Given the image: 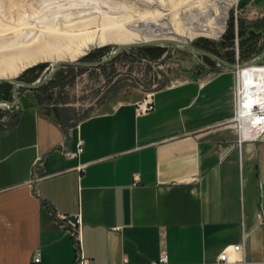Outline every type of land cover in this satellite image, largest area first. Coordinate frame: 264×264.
I'll return each instance as SVG.
<instances>
[{"label":"crops","instance_id":"crops-1","mask_svg":"<svg viewBox=\"0 0 264 264\" xmlns=\"http://www.w3.org/2000/svg\"><path fill=\"white\" fill-rule=\"evenodd\" d=\"M249 20L264 0H241ZM142 100L106 107L67 127L32 91L20 94L9 127L0 126V264H75L58 218L83 221L93 264L264 262V141L239 144L234 72L189 70ZM83 152L70 159L66 152ZM39 163L38 182L33 170ZM81 166H85L82 170ZM52 211L54 213H52Z\"/></svg>","mask_w":264,"mask_h":264},{"label":"rangeland","instance_id":"rangeland-1","mask_svg":"<svg viewBox=\"0 0 264 264\" xmlns=\"http://www.w3.org/2000/svg\"><path fill=\"white\" fill-rule=\"evenodd\" d=\"M192 7L219 11L211 25L215 36L187 35V24L183 25L180 14ZM262 20L264 17L247 19L241 0H0V80L35 83L43 80L59 60L100 62L120 44L164 39H183L197 50L244 65L264 50V23L256 24ZM232 27L234 36L228 40ZM241 28L246 35L257 30L262 36L253 44L241 46ZM146 31L151 35L146 36ZM104 32L115 35V39L87 49ZM123 34L128 40L116 39V35L119 38ZM149 48L162 51L156 50L152 58L150 53L130 49L98 69L62 67L47 85L31 91L63 125L74 127L106 107L143 100L175 81H185L189 70L205 66L225 69L213 60L209 62L171 45ZM29 59L38 61L23 69ZM25 91L30 90L19 88V97ZM2 101L14 103L13 84L0 85ZM15 107L0 105L2 128L15 120L10 115Z\"/></svg>","mask_w":264,"mask_h":264},{"label":"built area","instance_id":"built-area-1","mask_svg":"<svg viewBox=\"0 0 264 264\" xmlns=\"http://www.w3.org/2000/svg\"><path fill=\"white\" fill-rule=\"evenodd\" d=\"M238 72V71H237ZM237 83L234 91L235 116L232 125L236 131L237 139L240 145L243 143H255L264 141V86L253 87V93L244 95L240 92L241 85L239 75L237 73ZM154 95H147L141 102L137 103L138 115H146L155 110ZM251 96V97H250ZM83 152V142H79L76 152H66V156L70 159H76ZM39 163H36L33 170L34 182H38ZM81 166L80 169H84ZM52 213H54L52 211ZM62 228L71 236L75 252V264H93L84 250L83 221L78 216L75 221H71L68 216H60L58 218ZM242 246L237 245L226 248L218 257L217 264H247L244 260H231V253H240ZM32 264H41L40 254H36ZM127 264V263H125ZM151 264H169L166 255L152 262ZM264 264V262L262 263Z\"/></svg>","mask_w":264,"mask_h":264},{"label":"water","instance_id":"water-1","mask_svg":"<svg viewBox=\"0 0 264 264\" xmlns=\"http://www.w3.org/2000/svg\"><path fill=\"white\" fill-rule=\"evenodd\" d=\"M160 45H171L174 48H179L183 49L195 56L198 57H203V58H209L215 62H217L219 65L223 66L227 70H237L241 69L243 67H246L248 65H253V64H259L264 61V50L263 52L254 60L249 62L248 64L244 65H235L231 64L228 61L220 58L214 53L207 52L204 50H197L193 48L190 42L185 41L183 39H176V40H157V41H150V42H136V43H129V44H120L118 45V49L108 58L100 61V62H78V61H73V60H59L53 64V69L51 72L43 79L39 80L35 83H26L18 79H13V78H6V79H1L0 80V85L3 84H13V91H14V103L10 102H5L2 101L0 102V105L6 104V105H13V106H18L19 105V88H24L26 90H38L45 85H47L50 81L53 80V78L56 76V74L59 72V70L62 67H76V68H87V69H98L101 68L105 65H108L112 63L116 58L121 56L123 53L130 49H141V48H149V47H155V46H160Z\"/></svg>","mask_w":264,"mask_h":264},{"label":"bare ground","instance_id":"bare-ground-1","mask_svg":"<svg viewBox=\"0 0 264 264\" xmlns=\"http://www.w3.org/2000/svg\"><path fill=\"white\" fill-rule=\"evenodd\" d=\"M210 8H207L205 10H201V9L197 10L196 7H192L189 10L186 9V11L180 14L183 25L187 24V26H185L184 28H186L189 31V32L187 31L188 32L187 35L189 37H196V36H202V35H205V36L206 35H211V36L216 35L215 32H213L211 25L213 24L214 21L218 19V16L220 15V13L219 11L210 9ZM222 18L224 19L223 15H222ZM149 32L146 31L145 33L146 36L151 35V33ZM112 38L115 39V35L113 37L112 34L106 35V33L104 32L96 41H92L91 44L87 47V49L90 50L96 47H100L104 43L111 41ZM116 39H119L121 41L123 39L128 40V36L127 34H123L118 38V36L116 35ZM164 40H172V39H164ZM28 61L29 62H27L22 67L23 69L26 68L27 66H30L36 63L38 60L33 59L31 61V59H29ZM238 66H240V64H238ZM16 72H12V75H15ZM232 72H234L235 76H237V73H238L239 82L241 85L240 92L242 94L244 93V95L253 93V89H252L253 87L264 86V65H261V63L248 65L241 69L233 70ZM236 83H237V78H236ZM231 254H238V253H231ZM231 254H230V258H231Z\"/></svg>","mask_w":264,"mask_h":264},{"label":"trees","instance_id":"trees-1","mask_svg":"<svg viewBox=\"0 0 264 264\" xmlns=\"http://www.w3.org/2000/svg\"><path fill=\"white\" fill-rule=\"evenodd\" d=\"M264 23L263 20L256 22V24H261ZM264 33V30L262 32V34ZM233 27L231 28V31L229 32V34L226 36V38H228V40H232L233 39ZM249 36V37H248ZM262 35L257 34V30H252L251 33L247 34L244 33V31L242 30V28L239 31V37L241 39L240 41V45L244 46L245 44H249V43H255L258 40V37H260ZM156 50L162 51L161 49H155V48H145V49H140V51H145L147 53H150L151 57L153 58L154 56V52ZM263 50H260L257 55H259ZM218 54V53H217ZM248 56V55H247ZM205 60L209 61V62H213L211 59L209 58H205ZM229 61L232 63L233 61L231 59H229ZM214 63V62H213ZM7 86V85H6ZM38 91V90H37ZM36 92V91H34Z\"/></svg>","mask_w":264,"mask_h":264}]
</instances>
